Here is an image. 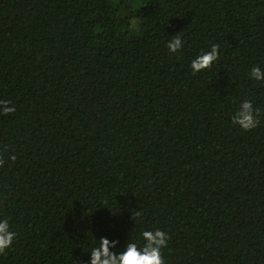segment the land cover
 Masks as SVG:
<instances>
[{"label": "trees", "instance_id": "trees-1", "mask_svg": "<svg viewBox=\"0 0 264 264\" xmlns=\"http://www.w3.org/2000/svg\"><path fill=\"white\" fill-rule=\"evenodd\" d=\"M183 49L173 55L174 35ZM219 45L213 66L190 61ZM264 0H0V264L168 234L163 264H264ZM244 100L259 123L232 116Z\"/></svg>", "mask_w": 264, "mask_h": 264}, {"label": "clouds", "instance_id": "clouds-1", "mask_svg": "<svg viewBox=\"0 0 264 264\" xmlns=\"http://www.w3.org/2000/svg\"><path fill=\"white\" fill-rule=\"evenodd\" d=\"M166 48L173 55L183 49V41L179 34L172 36L167 41ZM219 54V45L211 44L207 51L196 55L190 61L192 72L195 74L210 69L217 61ZM250 78L256 82L264 83V69L259 66L252 67ZM14 111V106H10L7 101H0V113L7 115ZM258 115L259 109L254 108L250 100H244L232 116V123L242 130H251L259 123ZM0 166H3L2 160H0ZM15 236L9 222L6 219H0V253H4L12 246ZM141 237L142 243L138 244L135 240H127L120 251H114L117 249L118 241L101 237L98 240L99 243L86 254L88 259L84 262L75 261V264H163L161 250L167 246L168 234L159 229L144 230Z\"/></svg>", "mask_w": 264, "mask_h": 264}]
</instances>
